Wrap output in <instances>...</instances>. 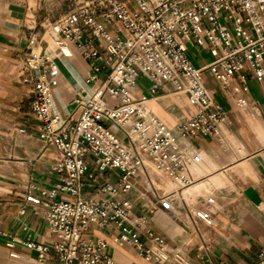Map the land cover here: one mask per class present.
Returning <instances> with one entry per match:
<instances>
[{"label": "built area", "instance_id": "1", "mask_svg": "<svg viewBox=\"0 0 264 264\" xmlns=\"http://www.w3.org/2000/svg\"><path fill=\"white\" fill-rule=\"evenodd\" d=\"M65 2L67 11L50 35L58 45L72 42L88 60L89 89L79 90L74 98L76 119L53 113L57 66L46 54L30 52L24 60L28 69L39 71L30 102L36 130L59 154L50 187L26 196L27 202L45 205L53 244H25L36 251L38 264L51 250L58 264H113L104 239L84 236L95 223L116 227V243L136 249L153 264H190L179 252L171 254L161 235L148 228L142 232L145 217H133L130 202L121 195L139 181L154 187L156 177H180L193 158L179 145L180 136L219 134L226 114L204 85V71L237 100L230 84L236 75L241 83L245 73L264 78V0ZM204 45L212 60L196 67L187 51ZM141 76L150 85L137 96ZM164 85L184 93L195 109L176 132L163 129L145 106ZM112 172L117 173L114 182L106 176ZM86 190L95 191V197ZM196 216L208 219L207 212ZM252 264H264V249Z\"/></svg>", "mask_w": 264, "mask_h": 264}, {"label": "crops", "instance_id": "2", "mask_svg": "<svg viewBox=\"0 0 264 264\" xmlns=\"http://www.w3.org/2000/svg\"><path fill=\"white\" fill-rule=\"evenodd\" d=\"M66 11L65 0H0V109L6 110V133L16 132L13 165L0 160V187L9 189L0 198V264H38L36 251L26 241L53 244L45 205L26 201V196L53 183L51 168L59 154L36 130L30 102L39 71L28 69L24 60L30 52L52 59L58 69L52 112L76 119L74 98L79 90L89 89L85 81L89 62L72 42L62 48L50 35ZM187 53L196 67L212 60L207 45L189 46ZM244 75V83L241 75L234 77L242 87L238 101L204 71V85L226 114L219 134L180 136L179 145L193 157L180 177H156L154 187L139 181L121 195L130 202L133 217H145L141 231L148 228L161 235L170 253L179 252L190 264H252L264 249V78ZM140 79L149 82L139 78L137 96L149 87L142 88ZM145 106L163 129L174 132L195 111L186 95L170 85L159 88ZM87 160L93 168L92 160ZM106 176L114 182L117 173ZM90 191L86 193L95 197ZM195 208L208 213L207 221L194 214ZM117 233L114 226L92 223L84 236L104 239L113 264H153L136 249L116 243ZM43 264H58L53 250Z\"/></svg>", "mask_w": 264, "mask_h": 264}, {"label": "rangeland", "instance_id": "3", "mask_svg": "<svg viewBox=\"0 0 264 264\" xmlns=\"http://www.w3.org/2000/svg\"><path fill=\"white\" fill-rule=\"evenodd\" d=\"M189 55L192 56L190 53H189ZM139 84L142 88L148 87L150 85V83L147 82L145 79H140ZM6 120H7L6 110L0 109V160H8L9 161L8 165H13V163L10 161L14 160L12 156H14L13 150L16 148V146H15V140L12 139V137H14L16 135V132H13L11 134L6 133V131H8L7 130L8 125L6 123ZM10 149L12 151H10ZM164 176H166V175H164ZM1 179L2 178L0 176V180ZM0 184H1V182H0ZM7 190H9V189L0 187V198L3 195L2 193H5V191H7ZM158 191L160 192L159 189H158ZM170 195H168V196H170ZM0 201H1V199H0ZM157 205H160V204L158 203ZM193 211H194V214H196L199 211L202 212L201 210H197L196 208Z\"/></svg>", "mask_w": 264, "mask_h": 264}, {"label": "bare ground", "instance_id": "4", "mask_svg": "<svg viewBox=\"0 0 264 264\" xmlns=\"http://www.w3.org/2000/svg\"><path fill=\"white\" fill-rule=\"evenodd\" d=\"M64 47H66V45H62V48H64ZM230 84H231V86L233 87V90L234 91H236L237 93H236V96H238V95H241V92H239L240 90H239V86H238V84L234 81V80H231L230 81ZM248 170H249V172L251 173V169L248 167ZM163 177H167V178H169V179H174L175 177H169V176H160L159 177V179L160 178H163ZM177 178V177H176Z\"/></svg>", "mask_w": 264, "mask_h": 264}]
</instances>
